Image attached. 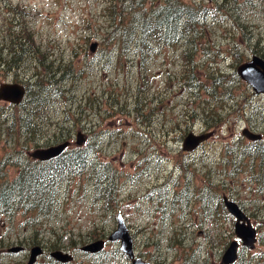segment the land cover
Listing matches in <instances>:
<instances>
[{
	"label": "rangeland",
	"instance_id": "374dc122",
	"mask_svg": "<svg viewBox=\"0 0 264 264\" xmlns=\"http://www.w3.org/2000/svg\"><path fill=\"white\" fill-rule=\"evenodd\" d=\"M166 1L0 0L6 55L12 36H31L20 66H0V84L18 81L28 88L21 103L0 99V182L36 161L29 149L86 133L84 144L70 147L84 152L83 159L59 181L50 211L18 202L0 211V264H28L36 244L44 252L32 264H132L121 241L108 239L119 214L136 253L148 260L224 264V252L238 238L225 196L257 229L254 247L239 239L232 264H264V156L243 151L253 141L243 128L264 140V93L237 72L239 63L260 54L255 33L264 44V1L261 7L247 0H180L185 6L201 2L202 24L193 30L184 23L175 45L143 41L137 25L143 12L157 14ZM239 12L251 19V39L236 20ZM30 87L42 97L41 108L31 107L37 127L19 132L16 124L11 136L12 116L27 110ZM191 130L213 134L187 150L182 141ZM102 238L100 251L82 248ZM17 244L23 249L9 251ZM57 249L73 258L55 259L50 253Z\"/></svg>",
	"mask_w": 264,
	"mask_h": 264
},
{
	"label": "trees",
	"instance_id": "16d2710c",
	"mask_svg": "<svg viewBox=\"0 0 264 264\" xmlns=\"http://www.w3.org/2000/svg\"><path fill=\"white\" fill-rule=\"evenodd\" d=\"M247 1L253 6H258L260 4L262 5L261 7H263V4L259 1L264 0H255L258 3L254 0ZM176 2H178V7L175 5ZM176 2L175 0H167L163 4V10L159 12L158 10L161 8H156L157 14L152 13L155 12L152 10H148L145 13L143 12L142 22L139 24L137 23L142 31L140 38H142L143 41L145 39H152V42L157 41L160 43L158 45L161 46L166 45V43H173L177 38H180L177 37L178 32H182L180 28L184 23H186V25L189 24V27L193 26V30H196L197 26L202 24V20L205 18V7L201 5V2L199 6L189 4L185 6V1L180 0H176ZM222 2H224L223 5H227L229 0H223ZM134 5L135 3L132 2V7H134ZM123 9L125 10V8ZM124 13L127 14L126 10ZM140 13L142 12L140 11ZM246 17L249 16L246 15ZM236 18V20L239 21L241 30L244 32L248 31V33H246L247 37L251 39L254 35V32L249 28L251 27V19L246 22V18H244L241 12L237 14ZM134 19L137 20L138 17ZM192 31H190V35L195 41L197 38L191 33ZM18 37L21 39H18ZM254 38L257 39L256 46L253 45L256 47L254 49L255 52H259L261 56L264 57L263 38L257 35V33H255ZM17 39L18 40H15L14 36L11 38L12 42L10 46L12 47L8 52V55L10 54L9 56L3 51L4 48L8 49V46L2 44L3 47H0V66L4 67L5 70L9 71L11 68L20 66L24 60V54L28 51L25 45L31 41L30 33L26 36H17ZM173 45H175V43H173ZM196 50L197 46L196 43H194L195 53ZM236 50L239 53V49L236 48ZM239 55H242V53L240 52ZM194 74L195 72L192 73L191 77L199 80V77L194 76ZM36 84L40 85L41 82L37 81ZM29 94V106H26L27 110L23 111L24 114L12 116V125L14 126L12 128L9 127L11 136H13L12 132L17 130L16 124L19 127V132L22 131L20 129L35 131L37 127V122L32 114L33 109H31V107H40L42 97L37 91L33 90L32 87H30ZM207 112L212 114L217 113L215 108H209ZM62 135L59 136L61 140L66 139V137H62ZM69 151L73 153L70 154ZM243 151L248 152V154H255L257 152V156L261 155L263 157L264 140H253L251 143H245ZM83 153L79 151L75 153V149L69 147L63 154L50 160L37 162L35 159L36 161L32 162V160H29L30 162L23 164V168L18 171L16 177L11 180L0 182V208H2L0 211H9L14 202H18L21 208H27V206H29L30 209H39L43 212H47L46 210L50 211L52 208L51 205H53L55 200L59 181L66 176V171H68L71 165L82 162ZM71 169L72 166L70 167V170ZM110 192L111 191H109V193Z\"/></svg>",
	"mask_w": 264,
	"mask_h": 264
},
{
	"label": "water",
	"instance_id": "95a60500",
	"mask_svg": "<svg viewBox=\"0 0 264 264\" xmlns=\"http://www.w3.org/2000/svg\"><path fill=\"white\" fill-rule=\"evenodd\" d=\"M97 42H93L91 49L95 50ZM237 71L239 75L245 79L257 93H264V57L254 54L250 59L241 62ZM28 88L26 84L18 81H4L0 84V99L20 103L26 96ZM243 133L250 139H259L261 133H257L250 128H244ZM213 134V130L204 132H194L191 130L183 139V147L187 150L197 148L209 135ZM86 133L84 131L77 132V139H66L48 146L36 147L29 149L28 153L35 159L46 161L57 157L64 153L75 142L77 145L85 143ZM225 204L229 211L236 217L235 232L238 238L231 241L226 251L222 256L224 264L234 263L239 257L240 240L248 247H254L257 241V229L252 224L250 217L240 207L239 203L233 199L224 197ZM109 240H120L121 249L131 259L132 264H159L144 258L136 253L133 244V236L122 214L118 215V226L108 236ZM106 243V239H97L82 246L84 250L91 252L100 251ZM22 245H14L9 248V251L18 252L22 250ZM44 248L42 245L36 244L32 246L30 260L28 264H32L39 254H42ZM54 258L68 262L73 258L69 251L62 249L54 250L50 253Z\"/></svg>",
	"mask_w": 264,
	"mask_h": 264
},
{
	"label": "bare ground",
	"instance_id": "6f19581e",
	"mask_svg": "<svg viewBox=\"0 0 264 264\" xmlns=\"http://www.w3.org/2000/svg\"><path fill=\"white\" fill-rule=\"evenodd\" d=\"M32 81H34V80H32ZM33 83V82H32Z\"/></svg>",
	"mask_w": 264,
	"mask_h": 264
}]
</instances>
